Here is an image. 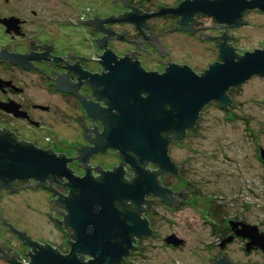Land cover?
Masks as SVG:
<instances>
[{
    "label": "flooded vegetation",
    "instance_id": "af4514ba",
    "mask_svg": "<svg viewBox=\"0 0 264 264\" xmlns=\"http://www.w3.org/2000/svg\"><path fill=\"white\" fill-rule=\"evenodd\" d=\"M233 1L0 0V113L5 114L9 119L21 121L32 127L31 133L33 136L23 138L12 127L7 125L0 126V135L9 134L18 142L50 151L57 156H65L61 152H56L47 146H40L36 142L40 137H43L41 136L43 133L41 130H44L42 128L43 121L39 119L37 112H48L50 107L32 103L28 97L22 95L23 82L25 81L31 79L53 81L50 86L54 87H50V90L59 92L60 96L76 98L84 111L85 121L78 122L75 120V123L81 128L88 129V133H82L85 142L77 148L76 157L65 156L70 159L67 163L68 168L70 169L69 165L74 163V160H78L80 162L78 166L84 172L82 176L85 175L86 171H89L93 178L97 179L103 172L113 171L118 167H122L124 180L131 182L136 177L135 170L130 163L123 160L117 149L105 148L102 151L89 152L85 162L81 161L85 155L84 150L88 151L96 147L94 140L104 131L105 118L107 117L105 113H101L99 118H92L89 116L85 106L96 105L100 110H105L108 107L106 99L100 96L102 88L93 87L86 79L93 74L102 76L108 73V69H106L102 61L110 53L114 56L115 61L125 59L126 63H136L145 72H154L162 75L170 65H176L177 67H188L197 76L203 75L211 65L222 63V51H231L238 57L243 56L246 52L240 53L238 51L235 45L238 38L233 35V32L237 27L247 24L245 16L251 10H256L259 13H264V11L255 8L245 9L241 13V19L238 23L236 21L234 23L232 20L219 22L213 15L206 13V9L213 2H216L222 8L228 5L231 9ZM201 5H204L205 12L201 11V8H203ZM174 34H181L184 36L183 38L189 41L198 39L202 42V45L204 44L203 42L206 45L203 49L194 46H184L185 48L178 46L174 48L171 42ZM81 42H89L91 44V52L88 55H86L87 51H83V47L77 46ZM201 59L208 61H204L205 66L202 69L196 68V64H199ZM59 84L67 88L68 91L60 90ZM240 87L241 84L230 87L226 91L229 101L224 108L220 107L218 102L214 100L206 105L214 103L222 111L232 116L233 111H236L239 108L238 105L242 103L235 99V93H233L239 91ZM89 122L97 123V125H92L93 129H89ZM196 122L194 125H196ZM169 141V146L177 142L174 139V134L169 138ZM110 151L114 152L117 158V163L112 168L105 170L92 164L93 157L110 153ZM260 156L262 158L261 152ZM173 163L177 167L175 176L181 179V166L174 161ZM142 167L157 173L158 184L170 191L167 194L169 201H165L160 196L150 193L144 197L152 196L155 200L147 201L144 198L143 203L140 205L139 215L141 218L146 219L152 233L151 221L144 217L147 209L150 208L152 212L156 213L153 205H160L161 202H164L176 210V207L184 203V199L188 195L182 192L181 187L175 188L174 185H162L159 177L170 171H163L158 165L148 160L144 161ZM126 170L131 172L128 177ZM58 178L49 176L45 180V186H40L36 182V185L32 187L54 194L55 198L52 197V204L56 212L60 209L64 210V213L60 212L63 216L61 220L54 219V222L60 231H66L65 235L68 240L64 244L71 248L74 231L65 222L67 210L61 202H58V199L68 197L70 191L64 185L67 181L63 178ZM30 181L34 180L20 181L16 179L11 183L13 189L0 187V192L5 190L9 194L17 193L21 189L26 188L23 187V184H27L26 186L30 187V184H28ZM18 183H22L23 186H18ZM59 186L66 190L64 195L59 194L55 189ZM124 209H133V204L130 200L124 201ZM197 210H201L200 205H198ZM0 223L10 236L18 238L25 247V251H20L19 249L10 248L11 245L8 243H5V246L0 245V264H13L10 260L22 264L16 256L19 253L26 256L28 264H31L30 255L36 249L24 244L18 233L25 234L29 240L36 242L40 246L49 245L46 242L38 241L33 234L31 235L15 228L8 220L2 217H0ZM219 225L220 227L216 228L214 234L219 235L220 245L218 244V246L224 254L213 259L214 264H219V262L236 264L228 258L226 252H228V246L237 242V240H247L246 245H244L247 253L260 251L264 255V242L263 244L261 242L252 243L248 247L247 244L251 240L240 231L244 225L256 226L259 229L257 225L247 223L243 218L236 215ZM166 238L163 239L164 244L171 247V244L165 243ZM136 241L135 238L133 247H135ZM184 244V241H182L179 247ZM53 248L62 255H66L70 251L69 249L65 253L55 247ZM83 257L85 261L89 259L87 255H83ZM123 260L124 258L120 262Z\"/></svg>",
    "mask_w": 264,
    "mask_h": 264
},
{
    "label": "rangeland",
    "instance_id": "374dc122",
    "mask_svg": "<svg viewBox=\"0 0 264 264\" xmlns=\"http://www.w3.org/2000/svg\"><path fill=\"white\" fill-rule=\"evenodd\" d=\"M245 19L247 24L233 32L238 38L235 45L240 53L264 47V13L251 10ZM183 37L172 35L174 48L194 46L203 49L206 45L198 39L189 41ZM77 46L83 47L86 55L91 52L89 42ZM204 61L201 59L196 68L202 69ZM51 82L39 79L23 82L22 95L32 103L50 107L48 112H37L44 130H41L43 137L36 142L66 157H74L77 154L73 148L85 142L82 133L87 128L75 123L85 121L84 111L76 98L60 96L59 92L50 90ZM233 93L235 99L242 102L233 111L235 114L230 116L210 103L199 112L196 125L169 146L168 155L180 164L182 180L172 172L161 175L159 180L164 186L181 187L188 197L176 210L164 202L153 205L156 213L147 209L144 217L151 221L153 232L136 238L135 247L116 264H214L212 257L224 254L218 246L219 235L214 232L219 224L235 215L257 225L258 233L262 232L259 234L264 237V160L260 156L264 148V79L252 76ZM2 125L12 127L23 138L33 136L32 127L0 113ZM88 125L93 129L97 123L89 122ZM91 162L108 170L117 163V158L110 151L93 157ZM79 163L74 160L69 165L73 175L83 174ZM126 175L130 176L131 172L126 170ZM34 182H28L30 187L18 183L26 188L17 193L1 191L0 215L15 228L67 253L70 248L64 244L68 240L66 231H60L54 222V219L61 220L60 212L64 213V210L56 212L52 193L33 188ZM55 189L61 195L66 193L60 186ZM144 198L155 200L152 196ZM198 205L201 210H197ZM172 232L176 239L184 241L182 247H179L181 243L178 246L171 244V247L164 244L163 239L173 235ZM246 242V239L237 240L229 245L228 258L236 264H264V255L260 251H245ZM5 243L11 245L10 248L25 251L20 240L10 236L0 223V245L5 246ZM16 256L20 263L28 264L26 256L21 253Z\"/></svg>",
    "mask_w": 264,
    "mask_h": 264
},
{
    "label": "water",
    "instance_id": "95a60500",
    "mask_svg": "<svg viewBox=\"0 0 264 264\" xmlns=\"http://www.w3.org/2000/svg\"><path fill=\"white\" fill-rule=\"evenodd\" d=\"M201 7L205 12L204 5ZM227 7L213 2L206 13L219 22L238 23L245 9L264 11V0H234L232 8ZM222 55V63L211 65L203 75L197 76L188 67L176 65H170L162 75L145 72L136 63H126L125 59L115 61L110 53L102 61L108 73L93 74L86 79L93 87L102 88L100 96L106 99L108 107L100 110L96 105L85 106L92 118H99L101 113L107 117L104 131L94 140L96 147L84 150L81 161L85 162L89 152L117 149L135 170L136 177L131 182L123 179L122 167L103 172L97 179L89 171L84 176V172L73 175L67 166L70 159L65 156L18 142L9 134L0 135V187L13 189L11 183L16 179H32L45 186V180L54 176L67 180L64 185L70 191L68 197L58 199L67 210L65 222L74 231L70 251L62 255L53 247L40 246L18 233L24 244L36 249L30 255L31 264H116L128 254L135 238L150 233L146 219L139 215L144 196L153 193L169 201L170 191L158 184L157 173L146 170L142 164L148 160L163 171L177 173L168 155L169 138L163 134L173 133L174 139L180 140L194 126L204 105L214 100L224 108L230 87L252 76L264 79V47L252 49L241 57L231 51H222ZM58 87L68 91L60 84ZM73 150L77 153V148ZM261 155L264 160V148ZM125 200L132 202L133 209H124ZM240 231L251 240L248 247L257 242L263 244V235L256 226L244 225ZM181 242L173 235L165 239L166 244L173 246ZM77 254L87 255L89 259L82 261ZM217 257H212V262Z\"/></svg>",
    "mask_w": 264,
    "mask_h": 264
},
{
    "label": "trees",
    "instance_id": "16d2710c",
    "mask_svg": "<svg viewBox=\"0 0 264 264\" xmlns=\"http://www.w3.org/2000/svg\"><path fill=\"white\" fill-rule=\"evenodd\" d=\"M164 136H167L168 138H171V136L173 135V134H168V133H164L163 134ZM58 178V177H57ZM58 179H60V178H58ZM124 179V178H123ZM77 257L80 259V260H82V261H85V259H84V257H83V255L82 254H77Z\"/></svg>",
    "mask_w": 264,
    "mask_h": 264
}]
</instances>
